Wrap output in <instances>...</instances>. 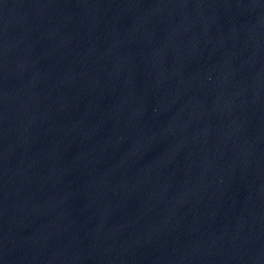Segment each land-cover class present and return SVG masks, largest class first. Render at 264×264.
Segmentation results:
<instances>
[{
	"label": "water",
	"instance_id": "95a60500",
	"mask_svg": "<svg viewBox=\"0 0 264 264\" xmlns=\"http://www.w3.org/2000/svg\"><path fill=\"white\" fill-rule=\"evenodd\" d=\"M0 264H264V0H0Z\"/></svg>",
	"mask_w": 264,
	"mask_h": 264
}]
</instances>
